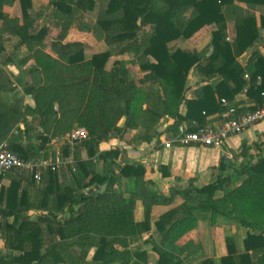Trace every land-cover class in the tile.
Here are the masks:
<instances>
[{
	"label": "trees",
	"instance_id": "1",
	"mask_svg": "<svg viewBox=\"0 0 264 264\" xmlns=\"http://www.w3.org/2000/svg\"><path fill=\"white\" fill-rule=\"evenodd\" d=\"M17 2L21 19L4 12ZM240 4L261 7L264 0H50L60 36L47 45L49 28L41 23L42 12L31 14L33 0H0V54L6 43L19 38L16 47L27 46L29 54L18 64L35 62L26 86L35 107L27 111L31 121L25 133L35 123L42 129L39 146L22 147L15 138L8 149L23 160H47L46 146L52 140L77 128L88 133V139L74 147L72 164L50 169L41 183L20 171L4 174L11 185L5 208L0 193V230L9 232L10 244L6 253L0 250V264H148L147 251L135 253L129 263L131 242L143 235H148L145 242L152 243L158 264H181V257L169 249L201 222L215 225L219 219L248 231L246 253L238 254L228 239L229 254L222 264H264L261 151L255 156L253 147L245 145L236 168L223 159L215 181L203 187L190 183L185 189H171L170 195L150 190L153 183L146 179L144 165L129 161L120 149L101 151L103 143L122 140L129 131H137L140 142L151 144L162 136L160 129L169 119L173 124L168 132L176 133L181 125L191 130L193 125L205 127L209 117L225 111L222 99L237 108V115L264 106V56L256 50L246 65L239 61L263 40L264 15L258 26ZM229 18L236 30L231 42ZM213 25L212 41L202 51L169 48ZM97 26L107 46L124 44L117 55L132 54L133 61H116L109 70L112 51L88 58L87 44L66 41L72 29L93 33ZM14 59L5 62L15 63ZM132 64L143 74L139 81L132 78ZM193 72L203 84L190 100L186 92ZM242 93L249 107L236 103ZM62 153L70 158L66 145ZM233 168V179L242 182L231 188L233 179L224 173ZM123 180L121 189L118 183ZM178 199L181 203L176 205ZM138 202L144 208L142 222L135 219ZM157 206L174 207L159 217L151 234ZM46 237L51 243L44 247Z\"/></svg>",
	"mask_w": 264,
	"mask_h": 264
},
{
	"label": "crops",
	"instance_id": "2",
	"mask_svg": "<svg viewBox=\"0 0 264 264\" xmlns=\"http://www.w3.org/2000/svg\"><path fill=\"white\" fill-rule=\"evenodd\" d=\"M38 1L39 0H33V10L36 9ZM240 6L249 10L250 13L255 16L258 26H260L261 16L264 15V6H255L252 8H249L247 4H240ZM33 10L31 11V14L35 16L41 12L42 9L37 11ZM4 12L13 18H22V11L19 2L15 3L13 6L5 7ZM42 22L43 21L41 19V23ZM231 24L232 26L234 25L232 29L230 27ZM215 30L216 26H207L195 34L191 39L186 41L178 40L171 45L178 46L182 50L202 51L211 43L212 33ZM235 31L234 19L229 18L228 41H232ZM93 33H83L76 29H72L66 41H78L87 44L89 46V49L87 50L88 53L89 50L92 49L93 45L90 41H84L83 39H85V37H92L91 35H93ZM59 36L60 31L59 35H56V37L51 38L49 35L46 44L50 45L51 42L58 39ZM262 38L263 40L255 44V51L260 50L261 54L264 56V31L262 32ZM19 42V38L12 39L10 42L5 44V51L0 54V148L5 145L8 147L11 144V141L15 138H18L17 143L22 147H28L29 145L39 146L42 143L40 140L42 129H40L38 123H35L28 128L30 129L29 134L25 133L27 123L31 121L27 111L29 108L35 107V100L33 96L26 91V86L31 81L29 71L32 69L35 62L31 60L26 65L18 64L22 58L29 54L27 46L16 47L19 45ZM103 48L104 52H106L104 45L102 49ZM95 54H98V52ZM14 56L15 63L5 62L11 57L14 58ZM124 56H130V54H125L121 57ZM248 61L242 65H246ZM194 84L195 85L192 90L188 93L186 92L187 99H193L195 91L203 83L202 81L197 80ZM236 103L240 107L250 106L248 98L243 93L236 97ZM185 112L186 110L183 107L182 113ZM223 121V114H216L215 116L207 119V125L217 126ZM172 124L173 120L169 119L162 125L160 130L163 134L160 138L164 137V134L168 133L166 129ZM130 132L133 131H129L125 136L126 138L124 137L122 140L112 139L107 143H103L101 145V151H109L113 148H118L124 153V157H126L129 161L144 165L147 171L146 179L153 183L150 190L164 195H169L171 189H185L190 183H194L198 187H203L215 181L220 173L219 166L223 159H226L229 164L232 162L235 168L240 164L242 159L238 156L245 145L253 147L252 154L255 156H258L260 151L264 154V121H261L257 125L239 135L231 137L226 141L224 147L220 150L206 147H173L171 149H165L164 145L159 140L160 138L151 144L142 142L133 144L131 141L134 140L136 136L139 140L140 136L135 132ZM127 135H130L132 139H129ZM67 136L68 135L62 139L52 140L47 144L46 151H48V153L54 150L59 151L58 146H61L62 141L65 143V138H67ZM165 138L167 137L165 136ZM80 157L85 160L87 158L86 151L85 153L81 151ZM69 160L70 159H64V161L62 160L63 164L60 165L63 166L69 164ZM224 175L233 179L234 168L226 171ZM241 182L242 179H233L231 188L240 185ZM10 185L11 180L8 175L0 177V193L3 192L2 208H5L6 206L7 193ZM222 195V193L217 194V196ZM139 203L140 202L137 203L135 219L137 222H142L144 220V208L141 207ZM176 203V205L180 204L181 200L178 199ZM173 207L174 206H157L153 208L151 216V234H154L156 231L155 223L159 217ZM31 216L32 218H36V215L33 213ZM9 222H12V218L9 219ZM247 237L248 231L245 228L229 223L224 219H219L218 223L215 225H209L208 222H201L200 228L188 233L169 250L181 257V264H222L223 258L227 257L229 254L227 240H233L235 246L234 249H236L238 254H245V241ZM147 239L148 235H143L141 237H137L133 241V248L130 246L132 255L129 263L134 260L135 253L147 251L149 254L148 264H158V256L152 250V243L145 242ZM158 240L159 238L155 236L154 241L158 242ZM50 243L44 247H47ZM9 244V232L1 229L0 250L3 253H6L9 249ZM93 253L94 252H92V255ZM249 254L252 253L250 252Z\"/></svg>",
	"mask_w": 264,
	"mask_h": 264
},
{
	"label": "built area",
	"instance_id": "3",
	"mask_svg": "<svg viewBox=\"0 0 264 264\" xmlns=\"http://www.w3.org/2000/svg\"><path fill=\"white\" fill-rule=\"evenodd\" d=\"M221 103L225 109L223 112L224 121L221 124L205 127L193 125L195 130H191L188 125H181L176 133L168 132L159 139L164 148L206 147L220 150L231 137L239 135L264 121V106L255 112L237 115L235 106H232L225 99H222ZM67 139L74 146L87 140L88 133L84 128H77L68 134ZM60 164H62L60 161L55 165L51 161L45 160H23L11 152L6 145L0 148V177L10 171H20L41 183L47 172L50 169L55 170Z\"/></svg>",
	"mask_w": 264,
	"mask_h": 264
},
{
	"label": "rangeland",
	"instance_id": "4",
	"mask_svg": "<svg viewBox=\"0 0 264 264\" xmlns=\"http://www.w3.org/2000/svg\"><path fill=\"white\" fill-rule=\"evenodd\" d=\"M39 9H42L41 10V12H42V14H43V18H42V23H43V25H46L48 28H49V35L51 36V38H53V37H56V35H59V29L58 28H56L55 27V25H54V19L52 18V8H51V6H50V2H49V0H39L38 2H37V4H36V9L35 10H33V11H37V10H39ZM35 14V13H34ZM214 26V25H213ZM230 26V25H229ZM234 26V25H233ZM232 24H231V29H232ZM207 27V26H206ZM205 28V27H204ZM76 32V31H75ZM200 32V31H199ZM78 34V33H77ZM75 35H76V33H75ZM92 37H90V38H86L85 37V39H83L84 41H90L91 43H92V49L91 50H89V52L86 54L87 55V57L88 58H91L93 55H95V53H99V52H104V48L102 49V47H103V45H104V47H105V51H112L113 52V56L111 57V59H110V61L108 62V64H107V69H111L112 67H113V65H114V63L116 62V61H120L121 59H129V60H127V61H129V62H131V61H133V59H134V56L132 55V54H130V56H124V57H121V56H119V55H117L118 54V52L120 51V49H121V47L124 45H120L119 46V44H117V45H114V46H111V47H109V46H107L106 44H105V42H103L104 41V37H105V34H104V31L99 27V26H97L96 27V31L93 33V35H91ZM75 38H76V36H75ZM179 40H184V41H186L187 39H184V38H181V39H179ZM189 40V39H188ZM178 41V40H177ZM174 42H176V41H174ZM174 42H172V43H174ZM104 43V44H103ZM172 43H170L169 44V48H171V49H180L178 46H172L171 44ZM177 45V44H176ZM118 46V47H117ZM117 47V48H116ZM116 48V49H115ZM131 70H132V78L133 79H135V80H139V78L140 77H143V74H142V72L140 71V69H139V67L137 66V65H134V64H132L131 66ZM141 79V78H140ZM201 77L196 73V72H193L191 75H190V77H189V81H188V86H187V93L188 92H190L191 90H192V88L194 87V83H195V81H197V80H200L201 81ZM159 129H160V127H159ZM136 133L137 135H139V133L137 132V131H133V132H130V133ZM127 137L129 138V139H132L131 138V136L129 135H127ZM126 138V137H125ZM140 141L138 140V138H137V136L134 138V140H132L131 141V143H133V144H136V143H139ZM67 146V148H68V151L70 152V163L69 164H66V165H63V166H68V165H71L72 164V160H73V157H72V152H73V149H74V147L76 146V145H74V146H72L71 144H70V142L68 141V139L67 138H65V143H63V141H62V143H61V146H58V148H59V151L57 150H54V151H52V152H50V153H48V156H47V160H45V161H51L53 164H57L59 161L60 162H62V160L64 161V157H63V153H62V148H63V146ZM54 149V148H53ZM84 153H85V151L84 150H82ZM63 164V163H62ZM58 166H60V165H58ZM98 171H102V165L100 164V163H98ZM125 184H126V182H125V180H123V181H120L119 183H118V187L119 188H121V189H123L124 188V186H125ZM170 195V194H169ZM140 205H141V207H143V205H142V203L140 202L139 203ZM143 240V239H142ZM133 241L134 240H132V242H131V248H133ZM51 242V239L50 238H44L43 239V245L45 246V245H47L48 243H50ZM4 249H5V246H4ZM92 257V253H91V255H90V258Z\"/></svg>",
	"mask_w": 264,
	"mask_h": 264
},
{
	"label": "water",
	"instance_id": "5",
	"mask_svg": "<svg viewBox=\"0 0 264 264\" xmlns=\"http://www.w3.org/2000/svg\"><path fill=\"white\" fill-rule=\"evenodd\" d=\"M255 49H256V45L253 46V47H252V48H251V49H250L245 55H243V56L241 57V59H240L241 64H245V63L248 61V59H249V58L252 56V54L254 53ZM125 122H126V120L123 119V120L121 121V123H120V127H123V126L125 125ZM226 164L228 165L229 162L226 161ZM106 188H107L106 185L103 186V187H102V190H101V193H103V192L106 190Z\"/></svg>",
	"mask_w": 264,
	"mask_h": 264
}]
</instances>
